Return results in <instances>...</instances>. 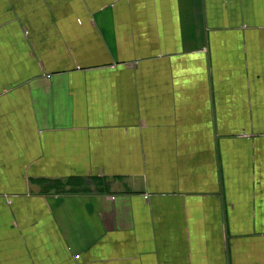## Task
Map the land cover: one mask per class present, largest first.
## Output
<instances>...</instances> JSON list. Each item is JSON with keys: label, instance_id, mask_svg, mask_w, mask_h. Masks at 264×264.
Masks as SVG:
<instances>
[{"label": "crops", "instance_id": "0c3cea01", "mask_svg": "<svg viewBox=\"0 0 264 264\" xmlns=\"http://www.w3.org/2000/svg\"><path fill=\"white\" fill-rule=\"evenodd\" d=\"M0 264H264V0H0Z\"/></svg>", "mask_w": 264, "mask_h": 264}, {"label": "trees", "instance_id": "16d2710c", "mask_svg": "<svg viewBox=\"0 0 264 264\" xmlns=\"http://www.w3.org/2000/svg\"><path fill=\"white\" fill-rule=\"evenodd\" d=\"M66 187H68V190H65L64 186L61 187L60 190L69 191V192L76 191V193L77 192L82 193V192H87L88 191L87 185L80 184V183H78V185H72V186L70 185V186H66ZM57 188H59V187H57Z\"/></svg>", "mask_w": 264, "mask_h": 264}]
</instances>
